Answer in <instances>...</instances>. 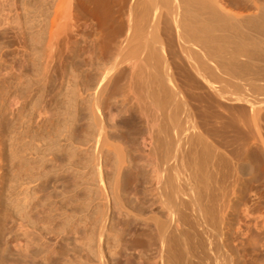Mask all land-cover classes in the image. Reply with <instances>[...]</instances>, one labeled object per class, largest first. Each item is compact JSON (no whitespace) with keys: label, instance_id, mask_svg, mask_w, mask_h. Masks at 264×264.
Returning a JSON list of instances; mask_svg holds the SVG:
<instances>
[{"label":"bare ground","instance_id":"obj_1","mask_svg":"<svg viewBox=\"0 0 264 264\" xmlns=\"http://www.w3.org/2000/svg\"><path fill=\"white\" fill-rule=\"evenodd\" d=\"M35 11L53 170L98 264H264V0H37ZM3 90L0 196L22 111ZM35 173L15 182L35 190ZM23 211L0 264L34 262Z\"/></svg>","mask_w":264,"mask_h":264},{"label":"rangeland","instance_id":"obj_2","mask_svg":"<svg viewBox=\"0 0 264 264\" xmlns=\"http://www.w3.org/2000/svg\"><path fill=\"white\" fill-rule=\"evenodd\" d=\"M36 5L37 0H0V50L7 51L5 62L0 64V111L6 107L3 90L6 85L19 96L22 106L19 139L7 149L8 154L13 150L16 155L15 164L8 168L9 179L0 196V256L8 253L3 242L15 235L19 212L25 209L26 232L20 238L28 247L22 253L33 259V264H98L91 237L86 234L84 237L80 229L71 232L66 217L68 179L65 171L53 170L50 124L53 83L45 52L47 21L40 35L34 20ZM141 125L145 127L146 123L142 120ZM32 169L36 182L28 186L35 185V190L20 187L15 182L16 176L26 177ZM32 200L34 210L27 213ZM7 209L10 212L5 216ZM5 229L8 230L4 235L1 230ZM9 247L13 252V247ZM150 255L152 259L153 253Z\"/></svg>","mask_w":264,"mask_h":264}]
</instances>
